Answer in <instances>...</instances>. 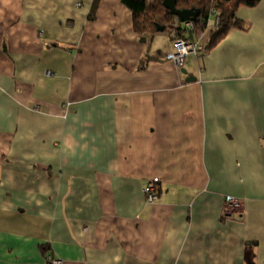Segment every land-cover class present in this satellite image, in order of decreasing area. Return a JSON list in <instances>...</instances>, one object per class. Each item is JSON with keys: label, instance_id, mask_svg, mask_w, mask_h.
Wrapping results in <instances>:
<instances>
[{"label": "crops", "instance_id": "obj_1", "mask_svg": "<svg viewBox=\"0 0 264 264\" xmlns=\"http://www.w3.org/2000/svg\"><path fill=\"white\" fill-rule=\"evenodd\" d=\"M238 15L177 66L121 0H0V264H264V0Z\"/></svg>", "mask_w": 264, "mask_h": 264}, {"label": "trees", "instance_id": "obj_2", "mask_svg": "<svg viewBox=\"0 0 264 264\" xmlns=\"http://www.w3.org/2000/svg\"><path fill=\"white\" fill-rule=\"evenodd\" d=\"M261 0H175L177 9L193 8L199 11V15L193 22L192 27L180 24L176 26L177 34L191 40H198L208 30L206 42L203 49L208 50L215 47L231 30L246 32L251 27V22L237 15L239 7H255ZM132 15L133 30L139 35L153 33L157 26H170L177 16L172 15L163 5V0H121ZM215 14L217 22L208 29L209 17ZM169 31V29H168ZM139 69L144 68L139 64ZM152 193L155 199L158 188L153 184Z\"/></svg>", "mask_w": 264, "mask_h": 264}, {"label": "built area", "instance_id": "obj_3", "mask_svg": "<svg viewBox=\"0 0 264 264\" xmlns=\"http://www.w3.org/2000/svg\"><path fill=\"white\" fill-rule=\"evenodd\" d=\"M217 20L218 18L215 19V23ZM178 24L189 25L190 21L188 20L182 22L178 17L175 18L171 29H169L170 35L172 36L171 49L165 54V58L171 60L177 66H182L186 56L190 54H196L198 52V49L201 47V43L197 40H191L179 36L176 29ZM152 190L153 183H148L145 189L148 201H152L154 198ZM225 201L228 204V208L230 206L233 210H235L237 212L236 217L240 218L241 213L239 210L242 207V202L230 195L225 196ZM47 264H63V260L52 254H48Z\"/></svg>", "mask_w": 264, "mask_h": 264}, {"label": "water", "instance_id": "obj_4", "mask_svg": "<svg viewBox=\"0 0 264 264\" xmlns=\"http://www.w3.org/2000/svg\"><path fill=\"white\" fill-rule=\"evenodd\" d=\"M163 5L165 8L169 10V12L172 15H175L179 18L180 21H193L195 20L198 15L199 11L197 9L193 8H188V9H177L175 7V0H163ZM165 26H157L156 30L157 31H162L164 30ZM183 72H185L184 69H182Z\"/></svg>", "mask_w": 264, "mask_h": 264}, {"label": "rangeland", "instance_id": "obj_5", "mask_svg": "<svg viewBox=\"0 0 264 264\" xmlns=\"http://www.w3.org/2000/svg\"><path fill=\"white\" fill-rule=\"evenodd\" d=\"M239 8H245V7H239ZM237 15H238V11H237ZM239 16V15H238ZM240 17V16H239ZM217 17H216V15L215 14H212L210 17H209V22H208V29L210 28V26H213L214 24H215V19H216ZM213 19H214V22H213ZM213 22V23H212ZM165 30H167V29H165ZM164 33H161V34H166L167 33V31H163ZM169 34H170V32H169ZM206 34H207V31H205L204 33H203V35L201 36L202 37V42H205L206 41ZM137 35H139L138 33H137ZM160 36H163V35H160ZM200 37V38H201ZM142 38H144L143 40H146V37H144V35H139V39H142ZM160 39H161V37H160ZM171 43H172V41H171ZM170 49H171V46H170ZM169 49V50H170ZM168 50V51H169ZM168 51H166V53L168 52ZM165 53V54H166ZM147 55V54H146ZM164 57H165V55H164ZM166 59V58H165ZM166 60H168V59H166ZM171 61V60H170ZM172 62V61H171ZM228 210H233L230 206H229V208H228ZM228 212V211H227Z\"/></svg>", "mask_w": 264, "mask_h": 264}, {"label": "bare ground", "instance_id": "obj_6", "mask_svg": "<svg viewBox=\"0 0 264 264\" xmlns=\"http://www.w3.org/2000/svg\"><path fill=\"white\" fill-rule=\"evenodd\" d=\"M195 20H196V19H195ZM195 20L190 21V24H189V25H182V24H180V25L185 26V27H190V28L192 27V29H193V22H194ZM172 25H173V21L170 22V26L167 28V30H168V29H171ZM187 39H188V38H187Z\"/></svg>", "mask_w": 264, "mask_h": 264}]
</instances>
